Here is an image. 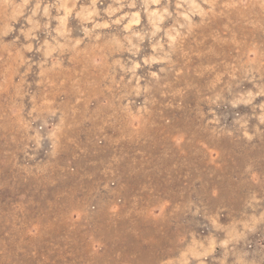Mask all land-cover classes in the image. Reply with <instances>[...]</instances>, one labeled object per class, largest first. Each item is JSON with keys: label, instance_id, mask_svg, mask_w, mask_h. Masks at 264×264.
Instances as JSON below:
<instances>
[{"label": "rangeland", "instance_id": "obj_1", "mask_svg": "<svg viewBox=\"0 0 264 264\" xmlns=\"http://www.w3.org/2000/svg\"><path fill=\"white\" fill-rule=\"evenodd\" d=\"M0 264H264V0H0Z\"/></svg>", "mask_w": 264, "mask_h": 264}]
</instances>
